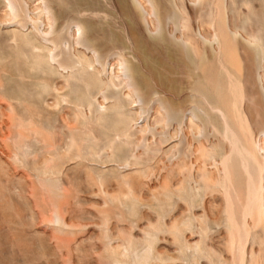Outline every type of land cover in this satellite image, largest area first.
<instances>
[{"label":"rangeland","instance_id":"374dc122","mask_svg":"<svg viewBox=\"0 0 264 264\" xmlns=\"http://www.w3.org/2000/svg\"><path fill=\"white\" fill-rule=\"evenodd\" d=\"M0 264H264V0H0Z\"/></svg>","mask_w":264,"mask_h":264},{"label":"bare ground","instance_id":"6f19581e","mask_svg":"<svg viewBox=\"0 0 264 264\" xmlns=\"http://www.w3.org/2000/svg\"><path fill=\"white\" fill-rule=\"evenodd\" d=\"M59 222V221H58ZM61 222V221H60Z\"/></svg>","mask_w":264,"mask_h":264}]
</instances>
